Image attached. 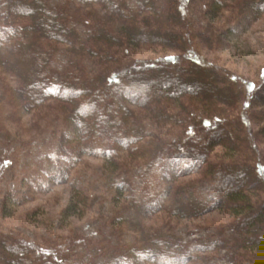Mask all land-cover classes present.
Wrapping results in <instances>:
<instances>
[{
    "label": "rangeland",
    "instance_id": "rangeland-1",
    "mask_svg": "<svg viewBox=\"0 0 264 264\" xmlns=\"http://www.w3.org/2000/svg\"><path fill=\"white\" fill-rule=\"evenodd\" d=\"M82 1L76 0V2L84 3ZM123 2L133 10L134 0H121L120 3L124 4ZM214 3L219 4V10L214 17H211L208 9H211V4ZM112 4H114L113 1L107 2L105 5L101 4V6L111 13ZM138 4L143 11L150 7L154 8L156 23L147 17L148 21L145 22L147 30L151 29L153 32V40L151 43L137 42L134 46L125 41V35L119 33V23L130 24L132 16V10H125L110 23L108 36L113 38V45L110 47L114 51L111 52V56L105 52L107 58H105L106 61L102 60V63L106 65V62L109 61V65L113 67L112 70L118 68L119 65L128 63L125 66L127 70L130 64L135 62L151 63L158 59L179 57L181 52L193 50L197 52V56L207 65L210 72L203 75L197 69L194 72L188 71L187 64L184 62L182 65L177 63L178 69L187 75L185 77L197 78L207 83L213 82L214 93L220 96L225 95L221 89L226 83L218 81L217 76L232 79L234 81V85H231L233 89L231 91L227 87V92L237 96L234 103L232 105L219 103L218 99L211 100L201 96L167 100V103L171 104L169 107L165 102H161L162 100L158 104L156 101L155 106L161 108V113H158L156 109L153 112L148 108L145 109L144 104L136 107L131 106L136 112L143 113L147 120L150 118L143 123L147 133L140 142L145 146L141 150H134L133 154L127 148L124 152L119 150L114 155L115 158L110 159H105L107 155L103 154L102 149L105 150L106 147H99L102 148L99 149V155H90L79 146L81 142L78 143L83 138L82 134H85L84 128L77 125L76 120L71 121L70 112L62 111L64 103L54 100L45 101L40 105L31 104L35 107L31 106L30 108L15 96L16 88L18 89L22 85L19 80L30 81L33 74L30 66L33 65L39 69L40 64L50 57L49 53L37 57L30 54L27 58L25 57L26 61L22 62L20 54L24 52L23 50L27 52L30 49L20 45V52L19 50L11 51L12 54L5 55L15 63L12 65L13 70L6 69L0 63V234L5 235V238L12 239L14 245L25 241V245L34 246L32 249L40 252L41 249L52 246L59 247L63 244L65 246L70 242L75 243L68 247V250L72 249L69 252L74 255L86 248L77 244L80 238H88L94 247H99L100 243L104 241L103 243L108 244L107 249L119 252L126 245L131 244L133 235L113 232L112 219L120 216L115 208L120 207L118 203L126 205L131 199L127 183L123 184L124 189L121 190L120 185L115 184L116 177L120 174L121 177L129 180V187L132 189V194H135V198L143 195L141 189L145 186L152 189L151 184H143L142 180L138 178L137 169L146 166L145 163L148 160H153V155L159 148H165L167 144L174 142L183 144L184 141L180 139L187 135L188 128L192 126L189 121L201 116L202 111H207V106H210L212 102L214 103L212 104L213 110L217 105L220 106L219 109L225 112L227 119H230L228 121L230 130L235 132L237 126H242L238 132L239 145L242 149L238 147L236 149L238 151L233 157V152L227 153L229 150L225 147L230 143V139H224L220 144L213 146L209 160L212 164L217 165L228 164L232 159L240 165L241 154L248 155L247 146L252 144L253 152L249 155L248 167L250 169L251 166L254 172L246 173L242 189L247 188L244 193L250 197V200L254 201L255 196L256 199H259L260 202L253 210L254 213L246 218L244 215L236 218L228 214V210L225 208L227 202H221L219 205L218 202L212 201L216 183L207 181L193 187L192 190L190 185L196 184L198 177L187 174V172L185 177L179 178L177 181V184H182L185 187L183 193L189 194V191H195L196 197L203 198L206 202L210 199L213 205L217 204L216 208L207 210L203 208L205 211L198 216L182 220L172 218L165 212L149 214L152 209L138 212L136 207H130V210L139 213L138 217L133 212L122 218L132 217L149 232L157 231L160 228L163 229L164 234L167 232V235L171 234L175 238L181 239L178 248H182L186 253L191 252L206 257L204 260L200 257L195 258L194 264H264V252L260 250L257 252L255 244L253 245L255 240L264 239V223L260 222L253 226L245 224L247 227H243V219L251 218L252 221H255L256 215L260 213L259 208L264 206V175L261 177L259 172L255 171L257 164L264 168V138L259 136L258 132L259 128L264 127V13L256 14L253 17L254 13L250 9L241 5L237 6V1L233 0H140ZM236 6L237 9L234 8ZM83 7L84 5H78V10L84 9ZM91 8L97 12L98 19L103 18L106 13V10H102L96 4H93ZM19 10L17 9V13ZM46 24L48 29L53 28L49 21ZM75 30L78 35L84 38V32L89 29L77 23ZM93 31L94 29L91 30L92 33ZM137 37L144 39V35L138 32ZM67 63V56L65 57L63 49H59L55 52L51 62L52 71L66 67ZM81 69L88 73L90 62ZM132 74L137 79H146L149 73L138 69ZM210 76H215L216 79ZM137 85V83L129 85L133 96L138 93L140 95L146 88H137ZM155 85L161 86V83H155ZM74 88H71L70 92L80 91V87ZM179 91L183 92L184 89ZM195 91L196 89H193V92ZM207 93L213 94V91ZM139 95L136 99L144 101L142 94ZM123 99L124 102H133L125 94ZM147 101L150 105L151 102ZM27 103L30 105L31 102L27 101ZM66 107L72 110L70 104H67ZM200 107L202 111H197ZM86 113L91 114L89 107L82 109L78 118ZM242 115L247 118L244 125H242ZM99 131L106 135V128L99 129ZM97 135L94 133V138L92 136L91 140L88 139L90 140L88 144H91L92 141L96 142L95 137L101 139L100 134ZM58 144L69 145L72 148L71 156H55L57 155L55 147L58 149ZM243 146L246 148L243 149ZM49 154L53 159H56L52 165L50 163L53 159L47 158ZM108 160L115 163L127 161L129 165L123 166L120 170L119 168L113 170L109 168V164H106ZM71 161L72 164L65 169L67 177L59 176L56 170ZM47 162L51 168L52 166L54 168L52 174L48 170L50 168H48ZM216 165V169H219ZM241 179V177L235 176L234 183H239ZM253 180H259V185L251 186L250 183ZM5 197L12 198L13 202L9 211L10 216L7 218L1 214ZM77 197L82 199L86 206L80 211H76L74 216L65 217L63 214L65 208ZM158 197L161 200L164 198L161 193L158 194ZM118 198L120 199L118 200ZM181 205L183 204L178 205V208ZM200 209L196 211L198 212ZM248 240H251L249 241L251 243L245 246ZM167 242L171 243L169 239L165 238L162 242L163 249L171 247L167 245ZM213 242L216 244L210 251L208 248ZM92 251L88 249L85 256L90 258ZM213 254L216 255V258L209 259V256ZM33 255L35 253L30 254L27 247L25 250H17L12 245L5 243L4 248L0 249V258H2L0 264H23L25 262V264H33V262L35 264L36 259L32 260L35 257ZM245 255L246 257H244ZM188 260L187 258L184 262H170V264H187Z\"/></svg>",
    "mask_w": 264,
    "mask_h": 264
},
{
    "label": "trees",
    "instance_id": "trees-1",
    "mask_svg": "<svg viewBox=\"0 0 264 264\" xmlns=\"http://www.w3.org/2000/svg\"><path fill=\"white\" fill-rule=\"evenodd\" d=\"M111 1L114 4L111 5L112 11L110 13L101 4L105 5V3ZM138 1L140 0H134L132 10L124 2V4H121V0H83L82 2L84 3L76 2V0H0V54L3 53L0 57V63L6 69L13 70L12 65L15 63L9 60V56L5 55L12 54L11 51L19 50L20 52V45L30 49H26L27 52L23 50L24 52L20 54L19 57L20 60L22 58V62L26 61L25 57L27 58L30 54L36 57L41 54H50L47 61L40 64L39 69L33 67V65H31L32 67L30 66L33 72L32 77H30V81L19 80V83H22V85L20 88H16L15 93L17 94L15 96L26 107L30 106V108L32 106L31 104L40 105L45 101L54 100L64 103L65 106L62 107V111L64 113L70 112L71 121L76 120V124L84 128L83 132L85 134H82L83 138L78 141V143L81 142L79 146L90 155H99L102 149L99 147H106L105 150L102 149L103 154L108 156H105L106 158L103 157L105 159L115 158L114 155L119 150L124 152L127 148L133 154L134 150H141L145 146V144L140 142L145 137V133H147L143 123L150 118L147 120L143 113L136 112L131 106L136 107L137 105L144 104L145 109L148 108L152 112L156 109L158 113H161V108L155 106L156 101L158 104L162 100L161 102H165L169 107L171 104H168L167 100L171 101L184 97L194 98L202 96L211 100L218 99L219 103L223 102L224 104L229 103L232 105L237 97L231 94V92H227V87L232 91L233 87L231 85H234V81L225 76H217L218 81L226 83L221 89L223 94H225L223 96L214 93L215 88L212 86L213 82L207 83L197 78L185 77L187 75L178 69L179 63L181 65L183 62L186 63L188 71L194 72L197 69L203 75L210 72L207 65L197 56V52L193 50L183 51L184 53L181 52V56L179 57L174 56L158 59L151 63H129V70L125 68L128 63L119 65L114 70L109 65V61L104 65L102 60L106 61L105 58H107L104 53L108 52V56H111V52L114 51L110 47V45H113V38L108 36L110 23L118 15L120 16L122 12L124 13L125 10H132L130 24L119 23V33H123V36L125 35V41L131 46H134L137 42L151 43L153 40V32L151 29L147 30L145 22L149 19L153 23H156L155 20L157 18L153 12L154 8L150 7L146 11H143ZM233 1H237V6L241 5L242 7L245 6L246 9H250L254 13L253 17L256 14L260 15L264 13V0ZM179 3L181 4L180 1ZM93 4L98 5L102 10H106L103 18H97V12L91 8ZM78 5H84V9H79V11ZM237 6L234 8L237 9ZM17 9H20L18 13ZM115 9L117 10L116 12ZM208 10L210 11L209 16L214 17L217 10H219V4H211V9L209 8ZM48 21L51 27H53V30L48 29L46 24ZM77 23L89 29L87 32H84V38L78 35L77 30H75ZM92 29H94L93 33L91 32ZM137 32L144 35V39H142L143 37H137ZM59 49H63L68 63L66 67L52 71L51 62L55 52L59 51ZM88 62H90V71L86 73L81 68ZM138 69L148 72V78L137 79L133 77L134 74L132 73ZM210 77L216 79L215 76ZM132 83H137V88L146 87L145 90H142L143 93H141L144 101H138L136 99L139 93L137 95L134 94V96L131 94L129 85ZM155 83H161V86L155 85ZM76 86L80 87V91L70 92V89ZM192 88L196 89V91L193 92ZM111 89L114 93L110 91ZM180 89H184V91L181 92L179 91ZM208 91H213V94L207 93ZM124 94L133 102H124ZM146 99L151 102L150 105ZM27 101L31 102L30 105ZM67 104L72 106V110L66 107ZM212 104L214 103L211 102L210 106H207V111L205 112L201 110V107L198 110L196 109L197 111H202V115L195 120L192 119V121H189L193 127L188 128L187 135H184L180 139L184 141V143L182 142L183 144L174 142L167 144L165 148H159L154 153L153 160H148L145 163L146 166H141L137 169L138 178L142 180L143 184H151L152 189H148L145 186L141 189L143 195L135 198V194H132V189L129 187V180L121 177L120 174L116 177L115 184L120 185L121 190L127 183V190L129 189L131 199L126 205L124 203H118L120 207L115 208L120 216L112 219L113 232H124L133 235L130 245H126L119 252H113L107 249L108 244L103 243L104 241L99 242L101 244L99 247H94L88 238H80L77 244L85 246L86 248L82 252L74 253L73 255V253L69 252L72 249L68 250V247H71L75 243L68 242L65 246L64 244L59 245V247L52 246L47 249H41L40 252L32 249L34 246L25 245V241H21L19 243L20 245H14L12 239L5 238V235L2 236L0 234V249L4 248L5 243L10 244V246L12 245L17 250H25L27 247L30 254L35 253L33 255L35 257L32 259L33 261L36 259L35 264H170V262H184L187 258L189 259L187 264H194L193 261L197 257H200L202 260L206 259V257L200 256L199 254L186 253L182 248H178L179 242L182 240L175 238L171 234L167 235V232L164 234L163 229L159 228L157 231L149 232L136 219L129 216L128 219L122 217L133 212L138 217L139 211L146 212L152 209L149 211V214L165 212L172 218L184 220L196 217L207 209L216 208L217 204L220 205L221 202H227L225 208L228 210V214H231L233 217L240 218L244 215L246 218V216L254 213L253 210L260 201L256 199V196L254 201L250 200V197L244 193L247 188L242 189V184L245 181L243 178L246 176V173L254 172L251 166V171L248 167L249 155L253 152L252 144L247 146L248 150L246 151H248V155L245 154L243 156L241 154L240 158L242 160L240 159V165L236 163V160L232 159L228 164H212L209 160V154L213 146L220 144L224 139H230V143L225 145V147L229 150L227 153L230 154L233 152V157L236 151H238L236 150L238 147L242 149L239 145L240 139L238 134L242 126H237L235 132L230 130V122H228L230 119H227L225 112L219 109L220 106L217 105L215 110H213ZM32 107L34 108L35 106ZM87 107H89L91 114L86 113L78 118L80 111ZM241 120L242 125L247 122V118L244 115L241 116ZM104 128L107 130L106 135L99 131V129L102 130ZM258 132L259 136L264 138V127L259 128ZM94 133L95 135L100 134L101 139L95 137L96 142L92 141L91 144H88L91 137L93 136L94 138ZM85 145L87 146L85 147ZM245 148L243 146V149ZM55 149L57 152L54 150L53 152L57 154L55 155L57 157L71 156L70 151L72 148L69 145L58 144V149L60 150L56 147ZM47 158L53 159L50 154ZM55 160L53 159L50 164L52 165ZM47 164L48 168H50L48 170L52 174L54 168L53 166L51 168L49 162ZM70 164H72V161L66 164V166H60L56 170L58 175L66 178L67 173L65 169ZM106 164H109V168L113 170L118 168L120 170L123 166L129 165L127 161L115 163L111 160H108ZM215 165L219 169H216ZM167 167L168 169H166ZM255 167L257 169L255 171L259 172L262 177L264 175V168H261L258 164ZM186 173L198 177V181L195 182L196 184L190 185L192 190L193 187L207 181H211L213 184L216 183V188L212 194V201L218 203L213 205L210 199L206 202L203 198L196 197L194 195L195 191L192 192V190L189 191V194L183 193L185 187L182 184H177V181L179 178L185 177L187 175ZM235 176L242 178L239 180V183H234ZM250 184L251 186H257L259 185V180H253ZM160 193L164 196L163 200L158 197ZM12 203V198L5 197L3 199L1 214L4 218L10 216L9 211ZM180 204L183 205L178 208ZM84 206H86L85 202L77 197V199L75 198L74 201L69 203L63 214L65 217L74 216L75 212L80 211ZM130 207H136L138 212L130 210ZM203 208L206 209L204 210ZM197 209H200V211L197 212ZM259 210L260 213L256 215L255 221H252L251 218L243 219V227L246 225H257L260 222L264 223V206L260 207ZM113 211L115 213V210ZM118 213L117 215H119ZM133 222L137 225H133ZM165 238L171 242H167V245L171 246L167 249L162 248V242H164ZM260 240H255L253 245L255 244L254 247L257 249V252L259 250L264 252V239ZM249 241L251 240L246 241L245 246L251 243ZM215 244L214 242L210 244L208 249L211 251ZM36 247H39V245H36ZM88 249L93 250L92 254L90 253V258L85 256ZM26 256L27 254L25 258ZM212 257L216 258V255L209 256V259Z\"/></svg>",
    "mask_w": 264,
    "mask_h": 264
}]
</instances>
